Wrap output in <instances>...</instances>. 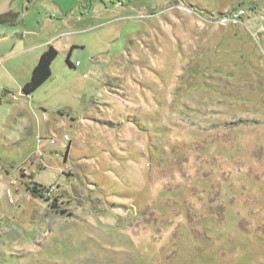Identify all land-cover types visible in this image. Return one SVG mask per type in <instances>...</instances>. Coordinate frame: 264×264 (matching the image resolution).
<instances>
[{
    "label": "rangeland",
    "instance_id": "obj_1",
    "mask_svg": "<svg viewBox=\"0 0 264 264\" xmlns=\"http://www.w3.org/2000/svg\"><path fill=\"white\" fill-rule=\"evenodd\" d=\"M30 9L0 38V264H264V0ZM28 43L59 52L31 96Z\"/></svg>",
    "mask_w": 264,
    "mask_h": 264
},
{
    "label": "crops",
    "instance_id": "obj_2",
    "mask_svg": "<svg viewBox=\"0 0 264 264\" xmlns=\"http://www.w3.org/2000/svg\"><path fill=\"white\" fill-rule=\"evenodd\" d=\"M8 3H10L9 7L5 8ZM0 5L4 6V8L0 7V15L8 13L18 14L14 25H0V38L1 36L11 33L18 35L20 32L24 38L32 35V29L29 26L30 20L28 21V17L32 16L30 9L32 0H0ZM48 46L49 45L42 46V44L32 45V43H28L27 46L18 53L9 57L12 58V60H9L8 63L10 65L7 67L10 68L16 77H21V80H25V85L31 79L33 69Z\"/></svg>",
    "mask_w": 264,
    "mask_h": 264
},
{
    "label": "trees",
    "instance_id": "obj_3",
    "mask_svg": "<svg viewBox=\"0 0 264 264\" xmlns=\"http://www.w3.org/2000/svg\"><path fill=\"white\" fill-rule=\"evenodd\" d=\"M18 17V14L8 13L4 15H0V25H14L15 21ZM59 55L58 50L49 45L46 51L41 55L37 65L33 69L31 79L22 87V94L25 96H31L34 94L42 85H44L52 75V64L57 59ZM68 64L71 67L74 65L71 63L70 55L67 59ZM43 190L38 189V187L34 188V193L40 195V192ZM47 189L44 190V192ZM45 194V193H44Z\"/></svg>",
    "mask_w": 264,
    "mask_h": 264
},
{
    "label": "built area",
    "instance_id": "obj_4",
    "mask_svg": "<svg viewBox=\"0 0 264 264\" xmlns=\"http://www.w3.org/2000/svg\"><path fill=\"white\" fill-rule=\"evenodd\" d=\"M65 139H68L67 136L65 137Z\"/></svg>",
    "mask_w": 264,
    "mask_h": 264
},
{
    "label": "flooded vegetation",
    "instance_id": "obj_5",
    "mask_svg": "<svg viewBox=\"0 0 264 264\" xmlns=\"http://www.w3.org/2000/svg\"><path fill=\"white\" fill-rule=\"evenodd\" d=\"M64 197V195H62Z\"/></svg>",
    "mask_w": 264,
    "mask_h": 264
}]
</instances>
